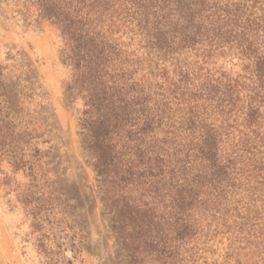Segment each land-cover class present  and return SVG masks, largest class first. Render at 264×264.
I'll list each match as a JSON object with an SVG mask.
<instances>
[{
  "label": "trees",
  "instance_id": "1",
  "mask_svg": "<svg viewBox=\"0 0 264 264\" xmlns=\"http://www.w3.org/2000/svg\"><path fill=\"white\" fill-rule=\"evenodd\" d=\"M41 6L71 41L80 126L129 264H180L182 247L193 264L219 236L238 264L246 249L264 264V0ZM116 20L138 53L105 35ZM123 52L137 79L112 67Z\"/></svg>",
  "mask_w": 264,
  "mask_h": 264
},
{
  "label": "rangeland",
  "instance_id": "2",
  "mask_svg": "<svg viewBox=\"0 0 264 264\" xmlns=\"http://www.w3.org/2000/svg\"><path fill=\"white\" fill-rule=\"evenodd\" d=\"M116 22L105 35L138 53ZM72 54L41 0H0V264H129L80 126L87 94ZM134 57L123 52L118 60L130 62L112 67L137 79ZM228 245L214 238L193 264H238ZM180 250L187 264V247Z\"/></svg>",
  "mask_w": 264,
  "mask_h": 264
}]
</instances>
